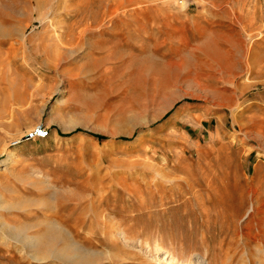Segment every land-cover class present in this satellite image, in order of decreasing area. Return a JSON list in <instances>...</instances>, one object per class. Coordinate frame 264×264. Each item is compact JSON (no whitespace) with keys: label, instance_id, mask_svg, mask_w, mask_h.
<instances>
[{"label":"rangeland","instance_id":"rangeland-1","mask_svg":"<svg viewBox=\"0 0 264 264\" xmlns=\"http://www.w3.org/2000/svg\"><path fill=\"white\" fill-rule=\"evenodd\" d=\"M12 156L0 264L262 263L264 0H0Z\"/></svg>","mask_w":264,"mask_h":264},{"label":"bare ground","instance_id":"bare-ground-1","mask_svg":"<svg viewBox=\"0 0 264 264\" xmlns=\"http://www.w3.org/2000/svg\"><path fill=\"white\" fill-rule=\"evenodd\" d=\"M131 5V4H130ZM121 6H123V5H121ZM120 10V9H119ZM116 12H119L118 11V9H113V11L112 12H110L111 13V15L112 14H114V13H116ZM120 13V12H119ZM125 13V12H124ZM48 16H46V18H47ZM111 18H113V17H111ZM110 18V19H111ZM113 20V19H112ZM52 22V21H51ZM95 28H99V27H95ZM58 37V36H57ZM37 128V127H36ZM35 128V129H36ZM31 131V130H30ZM34 130H32L31 132H33ZM30 132V133H31ZM29 133V134H30ZM19 141V140H18ZM12 153H14V152H12ZM14 162V158H13V156H12V158L10 157V158H8V159H5V160H2L1 162H0V167H8V166H10L12 163ZM14 165V164H13ZM146 202V201H145ZM160 202H164V201H155V203H160ZM184 202V201H183ZM220 204H224L223 203V201H218ZM97 203V202H96ZM95 203V204H96ZM185 203V202H184ZM184 203H182V204H184ZM243 203V202H242ZM207 204V203H206ZM104 205V204H103ZM107 205H109V204H107ZM148 205V204H147ZM92 206V205H91ZM149 206V205H148ZM216 206H217V204H216ZM249 207V206H248ZM100 208H102V207H100ZM235 208H237V207H235ZM90 209V208H89ZM105 209V208H104ZM88 211H93V215H99V216H97V217H100L101 219H102V223H104V224H106L107 225V220H106V218H105V216H100L101 214H99L98 213V210H97V208L96 207H93L91 210H88ZM106 212V211H105ZM130 214V213H129ZM259 214V211H258V209H257V207H256V203H252L251 204V206L246 210V212H245V214H244V216L245 217H247L246 218V220L244 221L245 222V229H248L249 228V224H250V222L251 221H249L248 219H250V217L251 216H253V217H255V216H257ZM107 216H109V215H107ZM127 217H129V216H127ZM109 219V218H108ZM115 220H117V218L115 219ZM243 220V219H242ZM248 220V221H247ZM110 222V221H109ZM101 223V222H100ZM205 223H207L206 221H205ZM252 223V222H251ZM114 224V223H113ZM112 224V225H113ZM117 224H118V222H117ZM101 225H103V224H101ZM116 226V225H115ZM132 227V226H131ZM102 228V227H101ZM105 228V227H104ZM103 228V229H104ZM133 228V227H132ZM106 230V229H105ZM108 230V229H107ZM123 230V229H122ZM122 230H120V231H122ZM113 230L111 229V231L110 232H112ZM117 231V230H116ZM126 235V234H125ZM246 236H250V234L248 233ZM264 236V235H263ZM263 236H260V243H261V245H264V237ZM25 242H28L29 244H32V245H35L36 247H41V244H42V239H40V238H31V237H25ZM203 244H206V241H203ZM31 245V246H32ZM69 246H73V245H69ZM69 246H66V247H69ZM156 247V246H155ZM79 248V247H78ZM158 247H156V249H157ZM48 249H49V251L50 252H55V253H57V254H64L63 253V249H61V250H57L55 247H48ZM55 249H56V251H55ZM36 251V250H35ZM206 252L205 253H203V252H200V251H196V252H193V254H190V255H188V257L186 258V259H184V260H181V262L183 261L184 263H190V264H213V260H211L210 259V257H211V248H210V246L209 245H207V247H206V250H205ZM263 256H264V252H263V254H262ZM58 257H59V255H57ZM172 256L175 258L176 257V255H174V254H172ZM62 257V256H61ZM68 257V256H67ZM81 258V257H80ZM226 261L225 262H228L229 260H230V257H226V259H225ZM231 260H232V257H231ZM256 262V261H255ZM259 263H256V264H264V261L262 262V263H260V261H258ZM230 263V262H229ZM226 264V263H225ZM231 264V263H230Z\"/></svg>","mask_w":264,"mask_h":264},{"label":"built area","instance_id":"built-area-1","mask_svg":"<svg viewBox=\"0 0 264 264\" xmlns=\"http://www.w3.org/2000/svg\"><path fill=\"white\" fill-rule=\"evenodd\" d=\"M49 134V131L44 128L43 126H38L36 129H34L33 132H31L29 135L26 136L28 139H36V138H46Z\"/></svg>","mask_w":264,"mask_h":264}]
</instances>
